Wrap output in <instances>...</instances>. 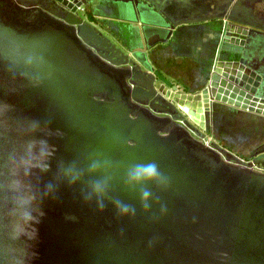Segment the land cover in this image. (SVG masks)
Here are the masks:
<instances>
[{
	"label": "water",
	"instance_id": "95a60500",
	"mask_svg": "<svg viewBox=\"0 0 264 264\" xmlns=\"http://www.w3.org/2000/svg\"><path fill=\"white\" fill-rule=\"evenodd\" d=\"M55 1L67 10L61 23L27 21L28 10L19 0H0V69L5 62L22 68L32 57L45 59V69L52 72L44 91H29L18 103L32 116H51L52 127L65 133L54 140L63 154L80 148L84 154L103 152L118 166L117 175L132 162L154 160L171 186L153 188L168 212L149 221L138 199L117 183L114 194L136 205L135 219L118 217L110 202L99 212L93 202L83 216L84 242L76 251L81 258L68 257L61 246L47 251L46 259L53 254L49 260L34 264H264V172L228 162L234 155L195 138L188 129L200 137L201 132L182 115L201 129L214 102L264 116V24L226 9L178 19L161 9L166 36L145 40L144 25L131 23L129 33L138 34L139 43L126 52L77 14L80 0ZM135 10L138 19L141 9ZM214 19L226 21L201 89L177 92L175 85L168 88L148 73L153 67L147 51L167 42L176 26ZM256 37L262 56L250 47ZM96 86H101L97 93L89 90ZM100 92L104 99L95 98ZM60 204L45 202L40 228L51 232L58 218L50 213L63 214Z\"/></svg>",
	"mask_w": 264,
	"mask_h": 264
},
{
	"label": "clouds",
	"instance_id": "9594fccd",
	"mask_svg": "<svg viewBox=\"0 0 264 264\" xmlns=\"http://www.w3.org/2000/svg\"><path fill=\"white\" fill-rule=\"evenodd\" d=\"M46 63L28 57L22 68L12 69L5 62L0 69V264H34L44 204L57 199L63 184L81 185L82 201L94 202L99 212L110 202L118 217L136 218V205L114 194L117 183L138 199L149 221L168 212L153 188L167 191L171 179L154 160L132 162L117 175L118 166L100 151L77 154L72 160L57 158L54 140L65 133L52 127L50 115L32 116L18 103L27 92L47 88L52 72L45 69Z\"/></svg>",
	"mask_w": 264,
	"mask_h": 264
},
{
	"label": "crops",
	"instance_id": "0c3cea01",
	"mask_svg": "<svg viewBox=\"0 0 264 264\" xmlns=\"http://www.w3.org/2000/svg\"><path fill=\"white\" fill-rule=\"evenodd\" d=\"M252 5L254 8L252 12L250 11L251 19L264 24V0H255ZM165 13L170 16L169 13ZM101 17L114 22L117 28L113 34L114 42L127 52L134 51L139 43L138 34L135 33L136 37H131L129 33L131 30L128 27L131 23L144 25L145 40L158 41L167 34V29L161 27V22L163 21V24L166 22L165 17L159 13L154 16L143 14L132 20H127L122 14ZM224 21L226 20H202L176 26L167 42L156 43L147 51L148 61L153 67V71L148 73L154 75L157 81H161L168 88L175 85L177 92H196L201 89L205 84L202 85L199 79L206 74L207 78L209 77L212 61L218 52L219 27ZM260 43L261 38L256 37L250 46L257 56H262L263 49ZM194 125L199 132L206 129L210 133L206 139L217 143L218 141L224 143L225 140V136L219 135L220 131L235 133L239 139L246 142L245 145L239 146L246 151L255 146L256 141H264V116L240 111L226 104L214 102L210 121L206 122L204 129L197 124Z\"/></svg>",
	"mask_w": 264,
	"mask_h": 264
},
{
	"label": "flooded vegetation",
	"instance_id": "af4514ba",
	"mask_svg": "<svg viewBox=\"0 0 264 264\" xmlns=\"http://www.w3.org/2000/svg\"><path fill=\"white\" fill-rule=\"evenodd\" d=\"M16 1V0H15ZM21 2V5H19L22 9L28 10L29 18H27V21H34L36 23L40 22H63L67 10L63 8L60 4L57 3V1H45V0H38V1H27V0H19ZM82 2L81 7L79 10H84L85 18L91 17L93 19L87 21L91 23L93 20L96 19H106L104 17H101L100 15L104 12L103 9L108 10L109 13H111V16L122 14L124 17H126L127 20H132L137 18V13L135 8L141 9V15L143 14L147 15H157L159 13V10H165V6L167 7V4L165 5L166 0H80ZM98 3L99 7L94 5L95 9H98L100 12V15H95V11L93 9H87V5L93 3ZM243 1L248 9H253L252 2L255 0H240ZM196 4L203 5L206 4V0H195ZM150 5H149V4ZM160 3V5H159ZM250 3V4H249ZM165 5V6H164ZM171 6L170 4H168ZM102 6L103 8L101 9ZM164 6V8H163ZM86 8V11H85ZM223 9H218L217 11H214L213 13H218ZM229 12V11H228ZM231 13V12H229ZM186 16H196L199 15V13H193V14H187ZM211 14V13H209ZM234 15L241 16L239 14L233 13ZM105 16V15H104ZM243 18L251 19V17L248 16H241ZM166 21V19H164ZM255 21L256 23L262 24L258 22L257 20L251 19ZM56 22V23H57ZM92 24V23H91ZM93 25V24H92ZM94 26V25H93ZM128 27V25H127ZM100 34V31H99ZM101 86L90 87L89 90L97 91L99 90ZM105 93H98L94 94L96 99H104ZM109 97L115 98V94L111 93L108 94ZM113 100V99H111ZM114 101V100H113ZM57 145V144H56ZM74 152H79L80 154H84L82 149H74L73 151L66 152L63 154L62 152L57 150V158H63L65 160H72L76 157L74 155ZM81 191V185L77 184L75 186L69 187L67 184L61 185V189H59V197H57V200L61 203V211L63 214L60 213H54L51 211L50 215L58 218L54 221L53 229L50 232L49 228H40V225H38L39 229V240L37 244V252H38V258L35 260L37 263H40V261H47L50 257L53 256V254H50L49 257L46 259L47 251L50 252H58L62 247H65V251L68 257L72 258H81L80 252H76L80 250L81 244L84 242L82 240L83 233H84V219L83 216L85 215V209L87 207H91L92 204H86L82 201L80 196ZM51 206L54 208L55 205ZM49 206V208L51 207ZM108 207H106L107 209ZM49 210V209H47ZM50 212V210H49ZM98 230L102 231L104 226L98 225ZM106 227V226H105ZM56 234H60L63 236V238L59 239V237ZM83 241V242H82ZM58 243V244H57ZM55 245H58L57 247Z\"/></svg>",
	"mask_w": 264,
	"mask_h": 264
},
{
	"label": "rangeland",
	"instance_id": "374dc122",
	"mask_svg": "<svg viewBox=\"0 0 264 264\" xmlns=\"http://www.w3.org/2000/svg\"><path fill=\"white\" fill-rule=\"evenodd\" d=\"M27 1H38V0H27ZM45 1H49V0H45ZM50 1H54V0H50ZM207 3L203 4V5H198L196 4L195 0H166L165 1V5L167 4V7L163 6V8L165 9V11L167 13L170 14L171 17L173 18H180V17H185V13H189V14H193V13H199V14H209V13H213L214 11H217L218 9H226L229 12H233L236 14H239L241 16H248L251 17V12L253 10L248 9L247 5L240 0H206ZM96 1H94L91 4L87 5V9H93V11H95V15H100V11L98 9H95L94 5L98 6V3H95ZM168 4H170L171 6H169ZM250 4V3H249ZM160 5V3H159ZM101 9L103 8L102 6H100ZM85 8V11H86ZM104 12L102 14H104L105 16H111V13L108 12V10L103 9ZM251 11V12H250ZM84 10H79L78 11V15L83 18L84 20L87 21L91 20L93 18L88 17L85 18L84 15ZM87 13V11H86ZM104 15H100V16H104ZM116 16V15H113ZM88 22V21H87ZM99 31L100 33H102L103 35H105L109 40H111L112 42H114V38H113V34H115L116 32V27L114 26V22L107 20V19H96L93 20L91 22ZM115 43V42H114ZM116 44V43H115ZM122 49V48H121ZM124 50V49H122ZM125 51V50H124ZM127 52V51H126ZM207 76L208 74L204 75L203 77H201L199 79L200 83L203 85L206 83L207 81ZM201 85V86H202ZM160 115H163V113H159ZM184 116L185 119H187V121H189V123H191L193 126H195L193 123L185 114H182ZM192 135L199 139L200 141H202L203 143H206L208 141L207 136L209 137V132L205 129L201 132V137L200 135H196L195 133H193V131H191L190 129H188ZM219 135L224 137V143L222 141H218L215 142L213 140H209L208 141V146L220 150L225 149L226 151H229L233 154H235L237 157H239L240 159L247 161V160H252L254 162V164L256 165V167H258L257 169L261 170L264 172V156H262V154H264V141L260 142V141H256L255 142V146H253L250 150L246 151L243 149H240L239 146H242L244 143L246 144L245 141H243L242 139H239L238 136L235 133H230L229 131H220ZM244 144V145H245ZM261 156V157H260ZM257 158V160H255ZM228 162L233 163V164H239V160L233 158V159H227Z\"/></svg>",
	"mask_w": 264,
	"mask_h": 264
},
{
	"label": "built area",
	"instance_id": "2783aa9c",
	"mask_svg": "<svg viewBox=\"0 0 264 264\" xmlns=\"http://www.w3.org/2000/svg\"><path fill=\"white\" fill-rule=\"evenodd\" d=\"M206 144H208V141L206 142ZM233 154V153H232ZM234 155V158L235 159H237V160H239V164L240 165H243V166H245V167H247V168H250V169H253V170H256V171H260V172H263V171H261V170H259V169H257L258 167H256V165L254 164V162L252 161V160H247V161H244V160H242V159H240L239 157H237L235 154H233ZM226 159V158H225Z\"/></svg>",
	"mask_w": 264,
	"mask_h": 264
}]
</instances>
